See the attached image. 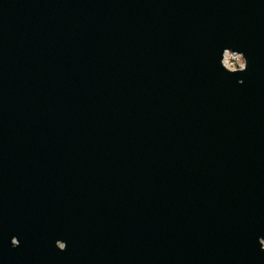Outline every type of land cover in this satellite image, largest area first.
Listing matches in <instances>:
<instances>
[{
	"label": "water",
	"instance_id": "1",
	"mask_svg": "<svg viewBox=\"0 0 264 264\" xmlns=\"http://www.w3.org/2000/svg\"><path fill=\"white\" fill-rule=\"evenodd\" d=\"M0 264H264V0H0Z\"/></svg>",
	"mask_w": 264,
	"mask_h": 264
},
{
	"label": "built area",
	"instance_id": "2",
	"mask_svg": "<svg viewBox=\"0 0 264 264\" xmlns=\"http://www.w3.org/2000/svg\"><path fill=\"white\" fill-rule=\"evenodd\" d=\"M224 64L231 70H238L245 67V60L241 54L227 51L224 57Z\"/></svg>",
	"mask_w": 264,
	"mask_h": 264
}]
</instances>
